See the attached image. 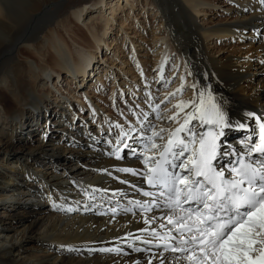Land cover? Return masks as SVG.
I'll use <instances>...</instances> for the list:
<instances>
[{
  "label": "bare ground",
  "instance_id": "obj_1",
  "mask_svg": "<svg viewBox=\"0 0 264 264\" xmlns=\"http://www.w3.org/2000/svg\"><path fill=\"white\" fill-rule=\"evenodd\" d=\"M65 1L0 0V264H148L162 249L154 241L151 252H134L130 245L149 246L132 237L141 235L140 228L154 225L163 233L159 224L171 226L156 209L147 216L157 219L146 226L142 209L129 204L150 200L132 185L149 186L140 176L116 171L143 170V157L126 149L119 160L107 155L120 136L118 122L102 118L99 108V129L90 119L74 121L84 105L95 110L80 86L95 73V80L107 76L123 95H140L139 83L149 97L154 92L148 84H160L162 92H175L161 109L170 116L177 101L192 97L195 84L197 96L210 88L233 119L245 111L264 114V5L225 0V13L213 14L217 0H92L70 6V15L59 19ZM236 37L241 39L233 45L226 41ZM136 100L140 115L129 125L139 128L148 112L153 124L177 126L156 120L155 103ZM248 123V132L226 133L237 151L238 141L258 133L255 120ZM111 247L123 252L99 251Z\"/></svg>",
  "mask_w": 264,
  "mask_h": 264
},
{
  "label": "snow or ice",
  "instance_id": "obj_2",
  "mask_svg": "<svg viewBox=\"0 0 264 264\" xmlns=\"http://www.w3.org/2000/svg\"><path fill=\"white\" fill-rule=\"evenodd\" d=\"M259 2L264 5V0ZM192 87V97L177 101L170 116L169 109H160L175 92L152 108L157 121L175 127L153 124L148 112H143L144 118L137 121L139 128L129 125L125 130L122 125H115L121 130L120 136L107 155L119 160L121 151L126 149L130 155L143 157V170L121 167L116 171L140 176L149 186V190H144L132 185L150 200H130L129 204L142 209L146 226L157 219L147 216L153 209L160 211L159 219L171 226L159 224L160 229H166L163 233L154 225L138 229L141 235L132 239L149 247H130L134 252H151L155 241L157 249L162 250L153 253L148 264H155L157 258L159 264H264V114L245 111L241 118L233 119L210 88H202L197 96L196 85ZM253 119L258 133L253 130L245 135L238 141L242 148L237 151L235 145L226 142V133L248 132V122ZM222 157H228V161L217 164ZM100 171L112 175L107 169ZM52 207L73 211L72 207L62 208L57 203ZM110 211L115 219L117 209ZM123 211L134 213V208L125 207ZM127 235L131 237V233ZM61 247L73 250L71 246ZM99 251L122 253L123 249Z\"/></svg>",
  "mask_w": 264,
  "mask_h": 264
},
{
  "label": "rangeland",
  "instance_id": "obj_3",
  "mask_svg": "<svg viewBox=\"0 0 264 264\" xmlns=\"http://www.w3.org/2000/svg\"><path fill=\"white\" fill-rule=\"evenodd\" d=\"M91 1L92 0H66L65 3H64V8H63L62 11H60L58 18L59 19H63L66 16H69L70 15V12H69L70 6L75 5V4L84 3V2H88L89 3ZM217 3H219V4L218 5H215V9H212V11H210V13L215 14L216 11H217V13L218 12L225 13L224 12V9H226L225 8L226 7V1L225 0H217L216 1V4ZM226 14L227 15H231V12H226ZM132 18H134V17H132ZM128 21H131V20L128 19ZM128 21H126V22H128ZM239 38L236 37L235 39H229V40L226 39V41H228V44L229 45H233L234 43H237L238 40L240 41L241 38L240 39ZM125 47L128 48V45H125ZM126 51H127V49H126ZM140 54H141V52H140ZM101 63L103 64L104 62L101 61ZM150 66L151 65H148L147 68L149 70H151V71H154V70H152L153 68H151ZM112 75L114 77L115 73L113 72ZM55 76L56 75L53 73L52 74V78H54ZM94 76L96 77V74L95 73H92V75H91V81H87L86 84H83V85L80 86L82 88V89H80L81 90V94L80 95H83V92L85 91L86 92V95L84 94L85 97L84 96H82V97L84 99L85 98L86 99H89L90 100L89 103L91 105L87 102L88 105L89 106H92L93 109H95V110H93V111L90 110L89 111L88 110L89 108L87 107V105H84V108H83L84 110H81V111H79L81 113L78 112V114L74 115L73 116V119H74V121L75 120L84 121V120H89L90 119L89 121L91 122V127L93 129H96V130L99 129L98 124H96L97 121L95 120L96 119V115H97V110H99V109H100L99 112L102 113V118L104 116H108V117H110V119L112 118L111 120H114V122H118L119 125H124V127L126 128V126L128 127L129 124L132 123V121L129 120V119H131L130 117L133 118L134 115H135L134 113L140 114L139 109L137 110V108H138V102L139 101H137L136 99H138V100L139 99L146 100V101H148V103H155V105H156V104H160V102L162 100H164L165 96H167L169 94V93L166 94V93L162 92L161 90H159V85L160 84H157V82H155L154 84H157L155 88H153L151 85L148 84V89L151 91V93L154 92L152 94V96H151V101H149V97L150 96L147 97L146 96L147 93L144 90H141V88H142L141 86L142 85L139 86V83L137 84V87L136 88H139V91L141 92L140 95L129 96V94L126 95L127 92H125V94L123 95V93L120 92L119 89H117V88L114 87L115 85L112 86V84H111L112 83V80H109L107 78V76L104 78L105 81H102V82H101V80H98V79L95 80V77ZM174 79H175V76H173V79L172 80H169L170 82L167 81L166 82L167 85H166L165 88L170 87L172 85V83H174V81H175ZM114 80H115V78H114ZM52 81H56V79H54ZM93 84H96L98 86L100 85V87L99 88L96 87L97 89H95V87H93ZM64 87H66V85H64ZM70 89H72V87H70ZM165 90H167V89H165ZM139 91H138V93H139ZM156 94H158V95H156ZM147 98H148V100H147ZM86 99H85V101H87ZM168 101H170V99ZM168 101L165 102L161 106V109L164 108L167 104H169ZM135 108H136V110H134ZM92 112H93V115H94L93 121H91L92 120V114H91ZM113 116H115V117H113ZM103 123H106V122L103 121ZM172 125H175V124H172Z\"/></svg>",
  "mask_w": 264,
  "mask_h": 264
}]
</instances>
